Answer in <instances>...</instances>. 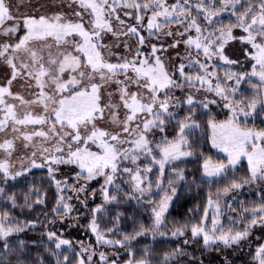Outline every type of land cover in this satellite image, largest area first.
I'll list each match as a JSON object with an SVG mask.
<instances>
[{"label": "snow or ice", "instance_id": "snow-or-ice-1", "mask_svg": "<svg viewBox=\"0 0 264 264\" xmlns=\"http://www.w3.org/2000/svg\"><path fill=\"white\" fill-rule=\"evenodd\" d=\"M68 7L71 11L67 13L35 11L15 15L9 0H0V36L7 38L0 43V61L11 70L0 84V133H4L0 140V180L7 183L33 168L46 167L48 182L55 185L57 192L50 211L62 221L72 218L73 208L68 203L73 197L64 195L65 188L70 187L77 194L86 192L88 182L102 177V203L91 209L88 227L98 244L118 246L126 251L127 259L109 260L107 253L101 251L99 261H94L96 250L81 242L80 252H74L75 259L70 260L62 249L67 246V250H73L72 241L52 229L41 233L46 240L40 243L54 245L46 250L56 257V264H153L149 250L145 248L138 256L132 242L149 233L153 237L169 234L161 230L166 213L177 195V184L188 180L184 169L175 162L194 156L190 138L203 122L206 131H210L207 139L211 147L223 153V158L213 159L200 152L197 171L202 173V183L209 185L206 204L189 209L202 214L191 217V222L174 223L170 234L186 237L184 244L190 240L202 243L209 251L251 248V243L245 242L253 230H264V183H260L264 182V127L254 123L264 115V0H196L195 4L190 0L172 4L167 0H69ZM118 7L133 9L134 12L125 11L124 16H132L136 24H126L117 13ZM113 17L123 27L114 26ZM172 23L183 29L175 31L182 39H174L168 47L182 42L186 49L194 51L188 52L187 64L182 60L169 67L157 54L163 45L152 44L150 53L142 51L145 38L140 29L154 34V30L168 28L164 34L173 36L169 28ZM109 34L116 40L135 36V51L124 40L128 55L115 53L113 48L120 45L106 43L104 38ZM230 41L239 42L243 61L232 58L233 52L226 48ZM113 56L117 59H111ZM214 60L239 65L240 69L225 68L221 77ZM18 78L25 81L21 87L35 89L28 92L31 99L12 90ZM245 83L250 85V95L242 88ZM174 89H179L182 96H176ZM210 105L226 110L224 118L212 115ZM180 108L185 110L177 111ZM169 125L175 133L172 136L168 134ZM17 140L21 141L20 147L31 149L30 154L19 158V168L12 160ZM244 161L245 173L238 177L237 166ZM61 165L74 166L71 171L76 184L57 176ZM169 166L171 174L166 173ZM254 183L260 185L259 201L240 202L239 209L232 207L226 198L231 195L234 199L240 189ZM213 184L218 185L214 191ZM153 187L156 193H152ZM146 193L159 196L158 200L147 201L151 205V224L133 216L131 232L110 238L108 234L115 236L122 231L119 224L123 213H117L112 226L103 229L97 214L105 205L139 201ZM0 194L11 201L12 208L17 207L14 194L5 193L4 188H0ZM95 194L93 190V197ZM46 196L36 189L35 198L26 194L20 207L36 211V205L46 204ZM223 207L230 209L228 223L224 222ZM49 222L55 223V218ZM37 223L38 219L21 222L10 209L0 211V240L5 257L25 254V241L20 240L18 247L13 248L9 237L30 231ZM257 240H264V234ZM31 242L37 243L35 239ZM183 253L180 247L165 252L162 264H169L172 257ZM249 256L250 264H264V243H256ZM7 264L26 261L8 260ZM40 264L45 262L41 260ZM224 264H231L227 256Z\"/></svg>", "mask_w": 264, "mask_h": 264}, {"label": "trees", "instance_id": "trees-1", "mask_svg": "<svg viewBox=\"0 0 264 264\" xmlns=\"http://www.w3.org/2000/svg\"><path fill=\"white\" fill-rule=\"evenodd\" d=\"M211 114L216 116L218 119H223V112L217 107H212ZM185 109L180 108V112H183ZM199 111H204L203 109H198ZM205 120L207 117L204 118ZM171 125H169V136L174 135L171 131ZM209 131H206V125H203L202 128L197 129L192 133L190 138V143L194 149V156L185 160L184 162H179V166L184 169L187 175V183L181 182L177 184L178 192L174 200L171 203L169 211L166 213V222L164 226V231H168L169 234L166 235L168 238H156L152 239L147 235L137 237L134 240L133 246L134 250L137 252V255L143 254L145 248L150 252L149 259L152 260L153 264H162L164 259L165 252H172L176 247L184 249V253L172 257L169 260V264H224L225 256H227L228 261L231 264H250L251 257L249 252L253 251L256 243H264V240H257V237L264 234V230H261L259 227L253 230L252 235L248 238V241L245 242L247 245L251 243L252 247L242 246V251L233 252L232 249H227L223 251L215 250H205L202 246V243L189 241L188 244H184L183 241L186 237H173L170 234L172 226L174 223H184L191 222L190 218L194 216H199L202 214V211L189 212V209H196L197 205L203 206L206 204V197L209 185L202 183L201 176L202 173L197 171L200 167V152L203 151L205 155H211L213 159H218L209 147L208 137ZM239 171L236 175L239 177L245 173L246 165L245 163L241 164L238 167ZM65 170H61L64 172ZM166 173H171V167H168ZM47 172L45 170H36L32 171L24 176H21L15 180H8L7 183L0 182V188H4L5 193L14 194L17 198V207L12 208L11 201L3 194H0V211L10 209L14 217H18L21 222L26 219H38L40 223H37L35 228L32 230H25V232L13 234L9 237L10 244L13 248L18 247V242L20 240L25 241L27 244V249L23 256H17L11 254L5 257V249L3 248V241L0 240V264H7L8 260L15 262V260H25L26 264H40V261L43 260L45 264H56V257L52 256L46 249L48 247H53L51 244H42L41 241L46 240V236H42L41 233L46 231L50 226L58 227L59 218L55 216V213L51 212L50 209L55 204V197L57 195L56 188L54 184L48 182V177L46 176ZM195 180V183L192 181ZM264 183V182H260ZM199 184L200 187H196ZM218 185H211L213 191ZM39 189L41 195L47 193L46 204L45 205H36V211H30L26 207L21 208L20 205L24 204V196L29 195L30 199L35 198V190ZM95 190V196L93 197L92 192ZM234 199L230 195L228 202L232 207L239 209L240 202L245 204H251L253 202H258L260 199V185L257 183L245 185L244 188L240 189L238 193L234 194ZM84 203L83 207L75 203V211L79 214H83L81 217V227H77L76 230H72V237L76 240L87 238V229L85 225L89 223V218L87 217L88 213L91 212V209L95 208L97 204L102 203V197L98 193V188L96 185H89L87 191L84 193ZM223 203V202H222ZM117 213H123L119 227L122 231L118 232L115 236L108 234L110 238H121L123 232H131L133 230V220L132 217L135 216L137 221H143L145 224H151L150 219V208L146 205L137 206L132 201L122 202L119 205L113 203L105 205L102 213L97 214V219L100 224L101 229L112 226L114 216ZM223 213L225 223H228L226 217L230 213L228 207H223ZM232 215H238V212L231 213ZM55 218V223H50L52 219ZM75 231V232H74ZM190 236V233L188 234ZM35 239L37 243L33 244L31 241ZM64 254L68 255L65 250H62ZM117 251H121L119 259L122 262L127 259V253L123 249L117 248ZM124 252V253H123ZM63 256H61V261ZM74 260V255L72 259Z\"/></svg>", "mask_w": 264, "mask_h": 264}, {"label": "rangeland", "instance_id": "rangeland-1", "mask_svg": "<svg viewBox=\"0 0 264 264\" xmlns=\"http://www.w3.org/2000/svg\"><path fill=\"white\" fill-rule=\"evenodd\" d=\"M9 2L12 6V10H13V13L15 15H20L21 13H23V14H35V11H39L42 13L46 12L48 14H52L53 12H56V11H64L66 13L71 11V9L68 7L69 0H9ZM110 2H111V0H110ZM117 2L119 3L120 0H117ZM175 2H176V0H167V3H169V4H172ZM181 2H182V0H181ZM190 2L192 4H195L196 0H190ZM41 6H43V7H41ZM125 11L134 12V10L131 8H128V9H123L120 7L117 8V13L126 21V24H133V25L136 24V21L132 16H124ZM193 14H195V9H193ZM224 17L226 20L228 17V14L225 13ZM145 23H146V18H145ZM113 24L116 27H123V26L118 25V23L115 21L114 17H113ZM169 28H171L173 30V33H174L173 36H168V35L164 34L165 32L168 31V28L161 29L159 32H156L154 30V34H149V32L146 28H141L140 34L143 35L145 38V44L142 48V51L144 53H150L152 44H156L157 46L163 45L164 47L160 48L157 54L161 55L162 59L164 60V62L167 66L170 67L173 64L178 65L182 60L185 64H187L188 63L187 58H186L187 54L189 51H194V50L186 49V46L182 42L180 44H178L176 47H168V45L171 44L174 39L175 40H181L182 39L180 36L175 35V31L177 29H179L180 31H183V29L180 27V25L175 24V23L170 24ZM236 31L238 32L239 30H236ZM6 39H7L6 37L0 36V43L4 42V40H6ZM13 39H15V38L13 37ZM104 39H105L106 43L114 42L116 44H119L120 47L113 48V51L115 53H120V54H124V55H128L126 50L123 48L122 42L124 40H127L128 43L132 46L133 52L135 51V47H136L137 42H138L137 38L135 36H128V37L121 36L119 38V40H116L114 37H111V35L109 34V35L105 36ZM226 48L228 51L233 52L232 58H239L241 61H243V56L240 55V53L238 51V49H239V42L238 41H230L229 45L226 46ZM111 59L116 60L117 57L113 56V57H111ZM201 59H203V57H201ZM213 62L219 65V67L216 68L215 70L217 71V73L221 77L224 76L223 70L225 68L230 67L234 71L240 69L239 65H226L222 61H219V60H214ZM10 71H11L10 68H8L7 65H5L2 61H0V84H3L5 82L7 75H10ZM188 71H195V69H188ZM24 83H25L24 79L18 78L17 81L13 82L12 90L13 91H19L22 94H24L27 99H31L32 97L30 95H28V92L29 91H35V89L33 88V89L29 90L26 87H21V85ZM242 88L244 90H246L247 94H249V95L251 94L250 85L245 83L242 85ZM173 91H174L176 96H182V93L179 89H174ZM197 95L199 96V94H197ZM208 95L210 97H212V94H208ZM216 99H219V98H216ZM212 107H217V108L222 110V108L217 106V105H210V108H212ZM36 111L39 112L40 109L37 108ZM177 111H180V109H177ZM225 111L226 110H222L223 118H224ZM262 121H264V115L258 116L255 119L254 123L257 127H264V123H262ZM29 130H31V126H29ZM9 135H11V133H9ZM209 135H210V131H209ZM3 138H4V133H0V140H2ZM16 144H17V151H15L13 153L12 160H13V163L15 164V166L17 168H19L20 167L19 158L23 157L25 155V153L30 154L31 149H24V148L20 147V145H21L20 140H17ZM208 144H209V147L211 148V151L217 157L223 158V153H219V151L217 149L212 148L209 140H208ZM0 153H2V150H0ZM189 158H186L185 160H187ZM141 159L143 160V157ZM175 163L177 164V163H179V161H177ZM244 163L246 165V161H244ZM239 166L240 165H238L237 167H239ZM59 167L61 168V170L63 169L65 171L57 173L58 177H60V178L66 177L69 181V184H76L77 183V178L75 177L74 173L71 171V169L74 166L61 165ZM169 167H171V166H169ZM36 170H45L47 172L46 167H44V168H33L30 172L36 171ZM76 170L78 171V169H76ZM30 172H28V173H30ZM28 173H25L24 175H26ZM169 174H171V173H169ZM24 175H22V176H24ZM155 175H156V169L154 168L153 173H152V179L153 180H155ZM17 178H19V177H17ZM0 182H2V180H0ZM102 182H103V178L98 177V178L88 182V186L89 185H96L98 188V193L100 194V188H101ZM79 183H84V182H83V180H80ZM88 186H87V189H88ZM125 187H127V185H125ZM156 192H157V189L155 187H153L152 193H156ZM84 193L85 192H81V193L77 194L72 190V188L66 187L65 191H64V195L66 197L67 196L73 197L72 200L68 201V203H70L73 206L72 212H71L72 218L65 217L64 220H62V221L59 219L58 220L59 221L58 227L53 228V226H50L48 229L55 230L58 232V234L62 235L63 238L69 239L72 241L73 250H67V246H64V249H62V250L66 251L69 259H72L74 252L75 253L80 252L81 242H82L84 246L91 245L92 249L96 250L97 254L94 257V261H99V252H101V251L107 253L109 260L116 259V260L120 261L119 256H120L121 251H117V248H119L118 246L116 248H114V247H111L108 245L98 244L96 242L95 234H93L90 231V228L88 227L90 224L92 212L87 214L88 215L87 217L89 218V223L85 225V228L88 231L87 232V238H83V239H79V240L69 238V237H72V235H71V233L73 232L72 230H76L77 227H81V225H82L81 224L82 223L81 217H83V214H79L75 211V203L78 204L79 206L83 207L84 203H82V201H84ZM77 195L79 196V198H77ZM174 198H173V200H174ZM149 199H157L158 200L159 196H155V195L146 193L145 198H142L139 201H137V200H131V201L133 203H135L137 206L146 205L147 207L151 208V205L147 203V201ZM170 206H171V204H170ZM169 209H170V207H169ZM169 209H168V211H169ZM161 230L164 231L163 228ZM146 235L152 239L168 238V236H166V235L160 236L157 234L155 237H153V235L151 233L146 234ZM53 248H54V245H53ZM114 253H118V254L114 255ZM74 259H75V256H74Z\"/></svg>", "mask_w": 264, "mask_h": 264}]
</instances>
